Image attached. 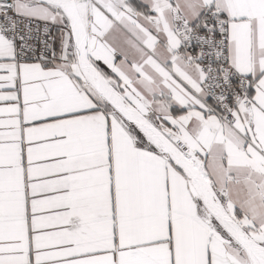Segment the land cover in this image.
I'll list each match as a JSON object with an SVG mask.
<instances>
[{"label":"snow or ice","instance_id":"obj_1","mask_svg":"<svg viewBox=\"0 0 264 264\" xmlns=\"http://www.w3.org/2000/svg\"><path fill=\"white\" fill-rule=\"evenodd\" d=\"M0 264H264V0H0Z\"/></svg>","mask_w":264,"mask_h":264}]
</instances>
